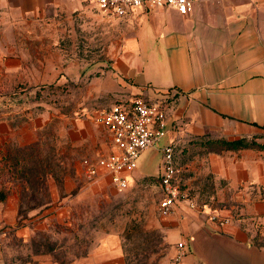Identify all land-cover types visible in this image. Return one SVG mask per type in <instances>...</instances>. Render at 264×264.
<instances>
[{
	"label": "rangeland",
	"instance_id": "1",
	"mask_svg": "<svg viewBox=\"0 0 264 264\" xmlns=\"http://www.w3.org/2000/svg\"><path fill=\"white\" fill-rule=\"evenodd\" d=\"M41 1L32 10L23 0H0V190L19 191L22 200L4 234L8 245L0 264L32 262L29 255L42 251L60 263L75 255L85 264H170L175 243L189 237L175 229L178 222L203 217L192 208L160 214L162 191L155 179L162 172V152L156 148L140 157L135 181L124 191L107 181L91 182L82 165L83 158L111 150L109 131L93 120L99 110L137 96L165 95L154 87L135 94L139 84L125 74L134 62L124 50L133 28L89 0ZM160 9H169L175 19L180 15ZM139 46L142 63L150 67L155 61L149 44ZM185 163L181 158L182 190L201 205L196 191L204 194L214 182L211 175L189 180ZM195 182L198 188L190 187ZM51 187L60 196L71 195L73 211L54 216L51 229L20 236L19 228L56 214L29 211L52 199ZM197 249L189 250L188 259Z\"/></svg>",
	"mask_w": 264,
	"mask_h": 264
},
{
	"label": "crops",
	"instance_id": "2",
	"mask_svg": "<svg viewBox=\"0 0 264 264\" xmlns=\"http://www.w3.org/2000/svg\"><path fill=\"white\" fill-rule=\"evenodd\" d=\"M23 1L26 9L33 10L41 0ZM171 13L136 9L124 17V25L133 28V37L125 42V56L134 61L125 66V74L139 84L135 94H146L148 87L165 94L160 95L169 107L165 142L180 140L176 159L178 164L185 160L189 180L211 175L214 182L204 194L196 191L204 202L203 219L183 220L175 228L188 234L182 238L187 239L189 250L195 245L203 250L197 249L188 259L189 251L185 264H264V150L215 151L200 144L208 138L264 141V0H198L190 14L178 12L175 19ZM140 42L149 44L148 56L155 61L150 67L139 57ZM157 53L163 61H158ZM181 179L185 180L183 168ZM190 185L198 188L196 182ZM51 190L49 202L29 211L56 214L33 227L19 228L20 236L51 229L54 216L73 211L71 195ZM5 193L7 198L0 201L2 246L8 245L4 234L22 203L19 191ZM183 209L190 208L179 204L177 212ZM211 215L227 222L213 221ZM29 256L33 261L25 264H85L75 255L68 263H60L52 252ZM2 264L11 263L4 259Z\"/></svg>",
	"mask_w": 264,
	"mask_h": 264
},
{
	"label": "built area",
	"instance_id": "3",
	"mask_svg": "<svg viewBox=\"0 0 264 264\" xmlns=\"http://www.w3.org/2000/svg\"><path fill=\"white\" fill-rule=\"evenodd\" d=\"M103 14L118 18L127 17L136 9L156 10L173 8L182 14H190L198 0H89ZM169 107L163 97L158 99L137 96L113 103L99 110L94 123L105 127L111 136V150L96 157L82 160L84 175L93 183L106 180L114 189L124 191L135 181L140 157L148 150L162 152V172L155 180L162 191L159 212L168 217L177 213L179 204L203 211L204 208L182 190V168L176 156L180 140L163 142L169 135ZM164 143L163 145H161ZM152 182V181H151ZM211 220H227L211 215ZM189 253V243L182 238L175 243L170 264H183ZM3 246L0 244V257Z\"/></svg>",
	"mask_w": 264,
	"mask_h": 264
},
{
	"label": "trees",
	"instance_id": "4",
	"mask_svg": "<svg viewBox=\"0 0 264 264\" xmlns=\"http://www.w3.org/2000/svg\"><path fill=\"white\" fill-rule=\"evenodd\" d=\"M206 148L215 151L238 150L244 148H254L264 150V141L258 142L256 140L249 141L246 138L225 139V138H208L200 142ZM7 198L5 191L0 190V201Z\"/></svg>",
	"mask_w": 264,
	"mask_h": 264
}]
</instances>
